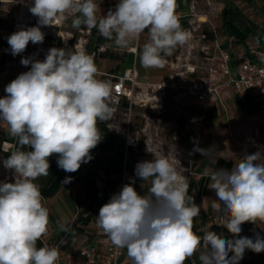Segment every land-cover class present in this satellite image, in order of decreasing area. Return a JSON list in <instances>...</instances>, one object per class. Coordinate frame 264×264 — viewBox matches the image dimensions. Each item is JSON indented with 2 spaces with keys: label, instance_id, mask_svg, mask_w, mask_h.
I'll list each match as a JSON object with an SVG mask.
<instances>
[{
  "label": "clouds",
  "instance_id": "9594fccd",
  "mask_svg": "<svg viewBox=\"0 0 264 264\" xmlns=\"http://www.w3.org/2000/svg\"><path fill=\"white\" fill-rule=\"evenodd\" d=\"M176 8L177 0H119L115 10L102 15L100 0H34L29 11L37 26L12 33L7 43L11 54L19 55L29 42L43 43L42 26L73 15V28L96 29L118 48L130 47L147 30L140 63L163 68L165 57L188 38ZM20 62L29 70L7 84V95L0 98V123L7 124L19 146L3 161L14 181L0 182V264H57V247L37 246L47 234L49 210L35 181L49 174L53 154L66 173L93 158L91 151L102 139L99 123L111 120L116 110L112 84L97 78L94 59L82 51L53 47L42 61L22 57ZM193 151L207 157L214 148ZM185 171L167 156L138 162L135 176L150 181L148 192H137L134 179L125 184L99 209L97 227L115 247L127 250L131 264H185L197 253L199 264H239L246 249L264 252L259 235L240 236L242 224L264 222V155L246 154L231 169L211 174L232 238L194 231L199 208L188 194Z\"/></svg>",
  "mask_w": 264,
  "mask_h": 264
},
{
  "label": "rangeland",
  "instance_id": "374dc122",
  "mask_svg": "<svg viewBox=\"0 0 264 264\" xmlns=\"http://www.w3.org/2000/svg\"><path fill=\"white\" fill-rule=\"evenodd\" d=\"M119 0H100L101 14L106 15L109 9L115 10L116 4ZM34 3V0H0V98L6 94L5 87L19 74L29 70L30 65L25 67L21 64L22 57H28L32 60H44L50 48H65L73 49L74 51H82L90 55L98 69L97 78L106 79L110 81L113 78L112 72L115 70L117 63H121V71H124L129 66L128 58L133 48L137 50V63L140 72V80L153 77L168 78L174 71L169 65L163 68H144L139 60V50L142 49L144 43L148 41V32H145L138 40L133 41L128 48H118L110 40L96 49L95 35H92L94 29H87L81 25L79 29L72 27L73 15H69L66 20L57 18L52 26H42L41 30L45 34L43 43L32 44L29 42L26 50L19 55L13 56L11 49L7 43L8 37L22 29L32 26H37L38 18L33 16L29 8ZM240 7L245 14L255 22L264 23V0H256L252 2L240 3ZM225 10V0H177L176 13L178 17L181 15L188 18V25L192 22H202L205 30H215L217 33V40H223V16ZM99 16L100 13L98 12ZM14 21L13 29L10 28L11 22ZM207 32V31H206ZM214 40L208 38L206 41H201L194 53L198 54L199 58L203 57L201 46L204 43L213 44ZM232 42L228 41L231 45ZM8 45V46H7ZM261 46V40L256 37H251L247 42V48L251 46ZM242 46L236 42L232 43L231 49L235 51L238 58L242 52ZM181 46L173 50L169 59H175L180 54ZM135 53V52H134ZM112 54V55H111ZM114 54V55H113ZM240 58V57H239ZM192 61L197 62L195 58ZM202 64L201 61H199ZM128 66V67H127ZM196 78L201 77L202 69L199 67ZM118 73V72H117ZM128 100L126 97L122 98L118 104H114V117L104 122L108 128L119 136V142L126 143V138L131 135L139 140L144 139L145 147L141 150H130L129 162L137 165L138 162L151 161L156 156H167L169 160L187 169L182 172L184 183L187 188L190 180L195 176L194 164L200 156L199 152L193 151L194 147L202 148L205 142V122L199 118L202 112L200 103L191 101L188 103H177L173 100L172 95L168 96L165 101L164 109L158 112L151 107L134 104L132 109L126 105ZM179 118V119H177ZM13 138L9 134L8 126L5 123H0V182H13L14 174L12 170L6 169L3 166V161L6 159L3 155L4 150L15 151V144L10 139ZM149 150V151H148ZM115 148L103 151L97 147L92 153V159L81 165V176L85 177L88 172H93L96 175V182L99 187L105 186V166L106 161L115 155ZM152 152V153H151ZM154 153V154H153ZM58 155L53 154L49 158V163L55 161ZM236 158V156H235ZM179 162V163H178ZM116 178V177H114ZM134 179L130 170H125L123 178L120 179V186L130 183ZM135 180V179H134ZM37 182L41 181L39 177ZM35 181V183H36ZM118 186V185H117ZM134 187L140 194H145L151 187L150 181L135 180ZM44 206L49 210V224L47 234L42 237L47 246L57 247L62 257L64 251L61 244L57 245L59 236V229L69 222H74L79 214L92 212L97 214L99 208L97 207L95 198L90 195L85 189V182L74 180L70 183H65L56 195L50 198H43ZM214 204V202H212ZM199 208V207H198ZM198 217V224L200 223V212ZM225 213L224 208H220L218 204L213 206L210 211L209 224L200 226L198 230L204 232H211L210 224L216 223L224 227ZM242 231L240 236L255 239L257 235L264 239V222L257 221L256 224L246 222L241 225ZM98 229V228H97ZM58 231V232H57ZM226 237L232 238L230 233H225ZM70 244H67V246ZM127 253V250L124 249ZM231 255V253H230ZM199 253L191 258H196L192 264H199ZM119 264H131L130 259L126 255H122ZM239 264H264V252L255 253L246 249L243 258Z\"/></svg>",
  "mask_w": 264,
  "mask_h": 264
},
{
  "label": "built area",
  "instance_id": "2783aa9c",
  "mask_svg": "<svg viewBox=\"0 0 264 264\" xmlns=\"http://www.w3.org/2000/svg\"><path fill=\"white\" fill-rule=\"evenodd\" d=\"M182 29L187 33L188 38L183 45H180V54L175 59L165 57V65H169L174 70L169 77L158 81L149 78L140 80L136 59L123 72L113 74L111 84L114 104H118L126 97L130 109L134 104H140L161 112L166 98L170 95L176 104L190 99L205 105L210 100L231 97L234 92L241 95L249 94L258 101L260 123L255 132L242 142V150L236 155L237 161L244 155L257 151L264 155V47L251 46L248 53L239 56L240 58H234L231 47L224 46L216 39L212 45L202 44L200 49L203 57L199 58L194 50L201 41L208 40L202 22H192L190 26ZM134 52L137 55V50ZM192 58L197 62L192 61ZM234 60L237 62L234 63ZM199 67L203 75L194 78ZM153 102L156 104L155 108ZM139 147L138 138L131 135L126 138L124 170L128 166V153ZM119 184L113 194L122 189ZM98 214L99 211L97 214L93 213V223L96 226ZM86 233H83L84 237L79 240L82 264H119L124 249L115 247L100 228H98L99 239L96 242L87 240ZM57 264H64L61 256Z\"/></svg>",
  "mask_w": 264,
  "mask_h": 264
},
{
  "label": "crops",
  "instance_id": "0c3cea01",
  "mask_svg": "<svg viewBox=\"0 0 264 264\" xmlns=\"http://www.w3.org/2000/svg\"><path fill=\"white\" fill-rule=\"evenodd\" d=\"M217 38L216 33L215 38L212 40L215 41ZM228 41L233 43L236 42V39L235 37H227L224 34L221 43L226 47H231L232 43L229 45ZM240 45L242 46V48H240L242 52L239 56L248 53L249 49L247 48V44ZM234 53L235 51L233 52L234 58H237ZM136 59L137 55L131 52L128 62H126L127 65L131 66ZM117 72V74L123 72L121 71V67ZM153 79L163 80L166 78L153 77ZM191 101L194 100L187 99L184 103ZM200 105L202 107V112L198 119L205 122V142L202 148H214V151L209 156L204 157L200 154L197 162H195V176L191 179L193 185L188 193L193 197L195 205L199 207L201 216L202 212H210L216 204H218L220 208H223V205L216 200L217 197L215 192L211 189V174L221 168L231 169V167L238 163L236 155L242 150V142L255 132L256 128L259 126L260 117L258 101L249 94L241 95L238 92H234L231 97L210 100L205 105L201 103ZM112 177L117 178V175L112 174ZM212 202H214V204ZM96 204L99 208L100 205H98L97 201ZM84 228L88 235L86 238L87 240L96 242L99 239L98 227L93 221L85 225ZM82 234L83 233L79 234L70 245L63 247L64 251L61 252V260L64 264L83 263V258L80 253L81 243L79 241L84 237ZM126 254L127 253L123 251L122 255L124 256Z\"/></svg>",
  "mask_w": 264,
  "mask_h": 264
},
{
  "label": "trees",
  "instance_id": "16d2710c",
  "mask_svg": "<svg viewBox=\"0 0 264 264\" xmlns=\"http://www.w3.org/2000/svg\"><path fill=\"white\" fill-rule=\"evenodd\" d=\"M256 0H225V10L223 16L222 29L224 34L227 37H235L236 42L239 44L246 45L248 40L251 37H256L258 40H261L262 47H264V23H258L249 18L243 9L240 7V3L244 2H252L254 3ZM181 27L188 25V18H184L182 16L179 17ZM1 23V21H0ZM14 21L11 22L10 28L13 29ZM207 38H215L216 31L214 30H206ZM92 35H95V47L99 49V47L104 43L105 38L102 37L96 29L93 30ZM227 44V43H226ZM8 46V45H7ZM112 55V54H111ZM114 55V54H113ZM237 61L234 60V63ZM121 67V63H117L115 70L112 74H117V70ZM106 80V79H103ZM128 106V102H126ZM114 106V104H113ZM179 119V118H177ZM99 128L102 134V139L98 143V145L91 151V153L99 147L103 151L115 148V155L107 159L106 161V178H105V186L99 187L96 182V175L93 172H88L84 177L81 176V167L74 173H66L62 169H60L57 165V159L55 161L50 162L49 174L47 176H41V181L36 183L40 186V191L43 198H50L56 195L62 188L65 187V183H62L66 177H72L71 181L78 180L85 182L86 191L92 195L95 200L98 202V205L103 206L107 203L111 196L113 195V190L120 182V179L123 178L124 175V158H125V148L124 142L121 144L119 142V136L114 134L108 126L101 122L99 123ZM11 142H14L15 149H17L18 143L15 138L10 139ZM145 141L144 139L140 140V148L144 150ZM30 150V149H25ZM3 155L7 159L8 155L11 153L10 150H4ZM128 153V166L126 170H130L133 174L135 180H140V178L135 176V165L129 162V154ZM112 174H116L117 178H113ZM193 185V181L190 180L188 184L187 191L190 192ZM210 220V212H202L200 223L198 224V217L194 220V231L203 236L204 232L198 230L200 226H206L209 224ZM91 221H93V213L87 212L84 214H79L78 217L74 220V222H69L65 224L62 228H60L58 241L61 244V247L67 246V244H71L72 241L76 239V237L84 233L86 230L84 228L85 225H88ZM211 232H214L218 235L226 236L227 230L225 227L212 223L210 224ZM47 245L42 238L37 242L38 247H42ZM196 258H189L186 260L185 264H192Z\"/></svg>",
  "mask_w": 264,
  "mask_h": 264
}]
</instances>
